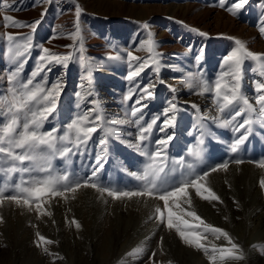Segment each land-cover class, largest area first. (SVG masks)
Returning a JSON list of instances; mask_svg holds the SVG:
<instances>
[{
    "label": "rangeland",
    "instance_id": "374dc122",
    "mask_svg": "<svg viewBox=\"0 0 264 264\" xmlns=\"http://www.w3.org/2000/svg\"><path fill=\"white\" fill-rule=\"evenodd\" d=\"M235 2L225 0L221 7L219 0H8L11 7L0 11V99L7 95L9 77L19 63L23 62L20 80L25 81L36 70L43 48L61 55L70 53L73 59L67 67L49 65L51 70L41 72L34 81L46 82L49 87L59 82L61 88L57 107L44 122L43 130L57 129L62 135L69 123L90 109L104 119L86 146L69 144L72 152L67 157L52 159L54 173L67 172L83 180L99 167L97 158L101 157L98 186L142 189L143 182L137 175L149 161L135 147L139 128L135 123L121 126L109 121L142 117L140 124L147 126L155 119L141 149L155 152L159 148L156 141L172 137L164 150L168 183L178 185L209 172L201 184L219 197V201H205L189 187L187 196L169 201L174 219L179 215L189 224H198L185 215L195 211L206 224L226 231L234 243L242 239L237 244L242 253L233 255L245 258L225 261L251 264L254 258L255 264H264V188L260 186L264 174L258 172L264 168L258 166L264 160V116L256 104L257 84H264V59L243 61L241 91L257 111L245 112L231 126H220L231 113L218 111L214 92L198 94L202 83L214 87L230 70L224 61L237 47L235 40L253 53L264 54V35L260 32L264 27V0H248L243 8L233 9V14L228 8ZM77 5L81 8V36L73 41L68 36L75 31ZM5 14L24 25L35 24V31L27 26L5 27ZM9 34L13 41L7 39ZM29 38L31 47L18 58L16 52L24 50ZM150 39L155 63L147 51ZM128 52L148 61L132 80L128 76L138 61H130ZM116 56L120 59H109ZM223 79L234 82L230 76ZM148 86L152 95L136 104ZM130 93L131 98L126 99ZM134 108L142 109L136 117L131 115ZM243 119L251 120L246 126L250 131L234 153L232 146L245 131L234 128ZM107 129L112 130L111 135H106ZM102 139L105 144L100 143ZM196 151L200 152L199 159L193 155ZM238 159L243 163H235ZM224 163L228 164L226 171L219 168ZM24 166L32 167L27 162ZM213 167L219 170L210 172ZM29 175L38 173H26L24 178ZM19 180V173L14 177L0 175V187L8 184L10 188ZM11 194L6 190V195ZM41 205L50 215L37 213L35 202L31 210L8 199L0 203V264H213L210 256L214 247H231L224 237L217 238L218 234L202 225L184 230L200 232V242L208 253L186 245L175 227H166L167 210L156 195L116 200L95 188L81 187L64 196L45 195ZM158 207L164 212V223L157 219ZM73 220L80 224L79 229ZM37 233L53 243L37 247Z\"/></svg>",
    "mask_w": 264,
    "mask_h": 264
},
{
    "label": "snow or ice",
    "instance_id": "6c2138e0",
    "mask_svg": "<svg viewBox=\"0 0 264 264\" xmlns=\"http://www.w3.org/2000/svg\"><path fill=\"white\" fill-rule=\"evenodd\" d=\"M220 6L223 7L225 0H219ZM248 0H236L232 7L228 8V11L235 14L233 9L239 10L243 8ZM11 5L8 0H3L2 6H0V11H4L10 8ZM81 13V8L77 5L75 8V15L77 22L75 24L74 33H69L68 38L73 41L77 40L81 36V30L79 25V16ZM43 15V14H42ZM5 27H31L35 31V24L24 25L16 21L10 15L3 16ZM38 23V22H37ZM145 28L148 27L147 24L144 25ZM195 30V29H193ZM260 32L264 35V27H261ZM203 35V33H201ZM9 41H13V35L9 34L7 36ZM147 51L150 53L149 59L156 62L154 56L151 55L154 43L150 39L148 42ZM237 47L225 58L224 63L229 65V71L223 73L222 77L218 79L214 87L202 83L200 85L201 91L199 95H203L206 92L215 93V102L217 104L218 111L220 113H225L228 110L231 115L230 118L224 119L223 123L220 125L222 127H229L232 125L233 121H236L238 117H242L245 112L254 113L256 108L247 99L246 96L242 94L241 91V67L245 58H251L254 61H261L264 59V54H256L247 50L245 44L240 40H235ZM31 47L30 38L23 45V51H17L16 56L23 57L26 51ZM71 47V46H68ZM81 53L83 52V47L80 48ZM128 58L130 61H138L136 69L130 72L128 79L132 80L134 77L138 76L140 72L148 65V61H141L140 58L134 56L132 52H128ZM72 55L69 54H56L50 52L48 48L42 49V54L38 57V64L36 70L32 72L31 78L25 81L20 80V72L23 69V62L19 63L18 68L9 77V88L7 95L0 99V165L6 164L7 167H0V175L7 177H14L16 174H20L19 183H12L9 188L8 184L4 187H0V203L4 199L11 200L17 205L26 206L29 210L32 209L33 202H35V209L40 215H50L42 211L41 200L47 195L51 197L64 196L65 193L71 192L75 193L81 187H91L95 188L101 194L107 193L108 196L113 199L119 200L122 197H136V196H158L160 200L164 202V208L167 210V222L166 227L168 229H173L175 227L176 232L179 234L180 239L189 246H193L196 249H203L205 253H208V249L204 247L201 241V233L197 231H185L184 229H195L200 227L211 232L213 234H218L224 237L228 244L231 245L230 248L212 249V255L210 259L213 264H216L217 259L224 261L226 258L233 259H243V255L234 256V252H241L242 250L239 246L234 243L229 236V234L218 228L213 227L205 223V221L197 215L195 211L186 212L185 215L192 218L193 221H198V224H189L188 221L182 219L181 216L176 215L174 219V213L169 208V201L177 200L181 196H187V189L192 187L195 189L196 195L205 201H219V197L210 188L204 187L201 181L209 175V172L190 177L188 179L182 180L178 185H172L168 183V173L166 172V156L164 150L168 142L172 139L171 136L160 139L156 141L159 148L152 153L144 152L141 149V144L148 139L146 134L150 133L153 125L156 124L154 119L147 126H142L140 124V119L137 118L135 121H109V123H116L119 125H124L126 123L137 124L139 131L136 137L137 143L135 147L137 150L141 151L148 159V164L146 168L137 175V178L143 182L142 189L136 190H114L111 187L98 186V172L102 167L101 157L97 158V165L99 167L94 170L90 177L83 180L75 178L69 173H54L52 168V159L59 156L60 158L67 157L71 152L72 148L67 145H72L73 147H80V145H87L88 141L91 139L92 134L96 133L99 129L97 127L98 123L103 121V117L95 112V109H90L83 116L77 117L66 127L64 134H58L57 129L43 130L44 122L48 120L49 116L55 111L57 107V98L60 95V84L59 82L53 83L50 87L45 83L34 82L36 77L45 71H50L49 65H63L67 67L68 62L72 60ZM80 61H84V56L79 57ZM109 59H120L119 56L109 57ZM91 73H89L90 75ZM230 76L234 82H226L223 77ZM190 89L193 87L191 83L187 85ZM149 87L143 89L144 96L141 99L136 100V104H141V100L145 97H150L152 93L149 91ZM258 97L256 104L259 105V114L264 116V84H257ZM131 98V93L126 99ZM93 103H95L93 101ZM141 108H134L131 112L133 117L137 116V113L141 112ZM172 110L175 111V105H172ZM95 113V115H93ZM167 115V113L165 114ZM174 119V117H172ZM166 124L170 121L166 120ZM251 124V120L243 119L238 125L235 126L234 131L240 132L241 129L245 131L241 133L240 137L236 140L235 144L232 146V152H237L239 146L242 145L248 138L247 133L250 131L246 126ZM163 131V129H161ZM106 135H111L112 130H105ZM101 144H105L106 140L102 139ZM197 159L200 158V152L196 151L193 153ZM25 162L30 164L32 167L24 166ZM235 163H243L242 160H236ZM259 167H264V160H261L258 164ZM191 168L192 166L189 165ZM219 168L225 171L228 168V164L224 163L219 166ZM216 167L211 168L210 172L218 171ZM38 173L37 176L32 177L29 175L27 179L24 178V174ZM261 188H264V180L260 181ZM6 190L12 191L14 194L6 195ZM179 207V205H176ZM156 213L159 215L157 219L164 223V212L158 207L155 209ZM77 229L80 228V224L75 220L72 221ZM178 222V223H177ZM179 225H183L181 228ZM37 235V247L43 244L53 243L51 240H47L44 236ZM47 252V248L44 249ZM219 252L217 257L216 253Z\"/></svg>",
    "mask_w": 264,
    "mask_h": 264
},
{
    "label": "bare ground",
    "instance_id": "6f19581e",
    "mask_svg": "<svg viewBox=\"0 0 264 264\" xmlns=\"http://www.w3.org/2000/svg\"><path fill=\"white\" fill-rule=\"evenodd\" d=\"M111 100V99H110ZM114 115V114H113ZM206 116V115H205ZM120 120V119H119ZM125 125V124H124ZM169 127V126H168ZM258 172L260 173V174H264V168H261V169H259L258 170ZM215 177V176H214ZM216 178V177H215ZM214 180V179H213ZM229 212V211H228ZM253 218V217H252ZM60 219H62V218H60ZM239 236V235H238ZM140 237V236H139ZM233 237V236H232ZM242 237V236H241ZM143 239V238H142ZM232 239H234V238H232ZM236 239V238H235ZM235 242H236V244H241L242 243V239L241 238H237L236 240H235ZM140 243V242H139ZM136 244V243H135ZM147 244V243H146ZM119 245V244H118ZM137 245V244H136ZM225 246V245H224ZM125 247V246H124ZM123 247V248H124ZM146 247H148V246H146ZM154 247V246H153ZM220 247V246H219ZM222 248V247H221ZM225 248V247H224ZM227 248V247H226ZM230 248V247H229ZM130 250V249H129ZM131 252V251H130ZM250 252V251H249ZM120 253V252H119ZM210 253H211V251H210ZM212 254V253H211ZM249 254V253H248ZM219 256V255H218ZM217 256V257H218ZM237 256V255H236ZM243 257H244V255H243ZM248 257V256H247ZM245 258V257H244ZM227 260V259H226ZM175 261H177V260H175ZM251 261V260H250ZM255 259L253 258L252 259V261H251V264H255ZM140 262V261H139ZM178 262H179V260H178ZM248 262V261H247ZM124 263V262H123ZM126 264V263H125ZM128 264H129V262H128ZM177 264V263H176ZM216 264H232L230 261H220L219 259H217V261H216ZM260 264V263H259Z\"/></svg>",
    "mask_w": 264,
    "mask_h": 264
}]
</instances>
